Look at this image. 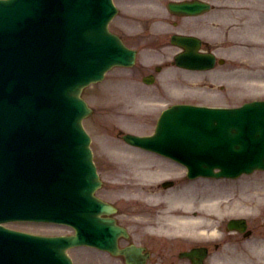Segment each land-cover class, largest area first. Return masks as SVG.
Instances as JSON below:
<instances>
[{
  "label": "rangeland",
  "instance_id": "1",
  "mask_svg": "<svg viewBox=\"0 0 264 264\" xmlns=\"http://www.w3.org/2000/svg\"><path fill=\"white\" fill-rule=\"evenodd\" d=\"M137 47L139 49L138 64H140L141 61L159 60L154 58L148 59L155 55L156 51L153 50V48H157L156 46ZM166 47L168 49V53L166 55H170L172 54L171 51L176 50V48L172 46ZM138 64L129 69H112L107 73L106 78L102 82L91 85L84 89L83 95L88 99V103L94 109L93 114L87 117L88 119L86 118L87 120L85 124L90 128L89 130L94 136V149L96 151L97 162L101 169L104 170L106 175L111 178V180L120 181L122 179L127 182L133 177L132 179L136 181V186L134 187L129 186L128 183L126 186L121 187L120 189H118V185H111L108 188L102 190L101 193L104 196L116 201V203L120 205V212L117 215L118 220L121 223L128 225L130 228H132V230H134V227L137 230L136 234L140 235L142 232L140 231L141 226H139V224H142L143 219H148L143 223H150L153 217L152 222L155 223L157 218L163 220V218L158 216L156 213L159 211L168 210L167 208L161 209L160 205H164L165 203L163 201L160 202V200H157L158 197H161V194L157 195L156 191L167 193L165 196L175 205L179 203L181 199L176 198L177 200H172V198L176 197L174 194L178 191L179 184L175 183L176 185L173 186V188H163L160 185L153 184V186H150V188L146 186L149 188V190L146 191L140 188L145 186L139 184L143 182L142 180H149L150 182H153V179L155 180V178L160 174L162 175L159 176V178L162 179V177L164 178L178 169H173L170 166H161L158 163H145L146 157L144 154L135 152L124 141H122L116 135L117 129L121 128L124 131L136 133L151 132L155 120L153 116L158 112L159 108L164 106L168 100L180 98L177 96H172L176 95L178 88L186 89L192 88L193 86L187 85L188 81L192 80V78L181 74L180 69L172 70V67L164 68L158 75L156 82L152 84H145L140 79L143 70L140 66H138ZM170 70L174 72V77L172 78L173 80L171 77L167 76V73ZM219 71H222V69L218 68V72ZM163 76L167 79V81L163 79ZM240 80L242 79H239V81L234 84L230 83L229 85H226L229 86L228 94H230V96H234V101L236 103L241 102L246 97H250L251 95L249 94H251L252 91L257 92L258 88L263 87L260 86L262 83H253L257 88H255L256 90H253L252 88L246 86L247 84H251L249 81L244 82L243 80V82L240 83ZM204 87H206L203 88L204 91L208 90L213 92L217 90L216 88L211 89L207 85ZM162 89L166 92L169 90L172 92L166 97H156L155 95H160L159 92ZM223 99L230 100L232 98L227 96ZM106 160L109 162L104 164ZM133 171H135L138 175L142 172L144 177L142 175L141 179L137 178ZM157 179L158 178H156V180ZM250 181H253V179H250ZM255 181L263 183V185L258 188V196H264V176H261V179L257 178ZM241 182L242 181L232 182V184L229 185L238 188V190L234 189V192L236 193L234 195V205H246L253 208L257 207L258 205L256 200H248V202H243L242 199H245L242 197L243 195H247L249 198H251V193H254V199L256 196L254 191L255 189L252 188L253 186L249 185L248 186L251 188L244 194V191H242L240 188V186L243 185ZM249 184L252 185L250 182ZM200 185L204 186L206 184L201 182ZM218 185H220V188H216V186H214V189L206 188L204 194L211 198L205 199L211 200V202H216L220 197L227 195L225 188L220 183H218ZM208 191L210 192L209 194H207ZM150 192L151 194H148ZM141 195L148 199L147 203L140 205L139 202L134 201V199H127L125 201L123 197L126 196L133 198L137 196L141 198ZM212 197H214V199H212ZM156 201H159L158 204H154ZM164 213H166V211ZM10 225L33 232L42 233H65L69 231V229L65 226L52 224L17 223ZM140 237L143 238L144 241L145 239H148L145 235H141ZM70 254L73 256L76 264H120L117 258H114L108 253L94 248L78 247L71 249Z\"/></svg>",
  "mask_w": 264,
  "mask_h": 264
},
{
  "label": "flooded vegetation",
  "instance_id": "2",
  "mask_svg": "<svg viewBox=\"0 0 264 264\" xmlns=\"http://www.w3.org/2000/svg\"><path fill=\"white\" fill-rule=\"evenodd\" d=\"M228 1L230 4L235 3L238 6L235 14L240 17L239 19H236V22L239 23L236 26L241 25V22L243 23V16L248 15L250 10L255 8V3L264 4V0ZM252 14L257 18L264 17V12H252ZM232 24L233 17L231 8H228L226 11L223 8H219L207 17L199 16L193 22V28L196 32L202 34V38L205 41L211 37L210 35H215L218 30L221 32V30L225 29V33H221L219 38H212L210 43L201 42L200 46H206V49L211 48L210 46H249L248 44L243 43L240 39L233 40L231 38L228 32L232 28ZM230 60L231 57L230 54H228V61ZM224 243V241L220 240L211 242L205 240L203 242H197L190 239L151 241V243L148 242L147 245L151 252L148 264H245V258L238 260V252H232L225 249ZM181 251L187 253L179 256V252ZM189 251H192L193 254ZM189 255H192L193 257H190Z\"/></svg>",
  "mask_w": 264,
  "mask_h": 264
},
{
  "label": "water",
  "instance_id": "3",
  "mask_svg": "<svg viewBox=\"0 0 264 264\" xmlns=\"http://www.w3.org/2000/svg\"><path fill=\"white\" fill-rule=\"evenodd\" d=\"M2 50L3 51L7 50L12 55L18 50V46H2ZM55 74H56V71H51V70L43 73L39 77L36 84L31 86L28 89V91H29L30 96L32 97V95H34V93L36 91H38L40 88H44L45 96L50 99L51 105L53 104V100L57 104L56 110L59 111L58 112L59 113V121H58L57 126H59L60 130H62L64 128H67L68 116L70 114L69 112H71V111L69 110V108L65 107V105H62L61 109H60V105L62 104V101H61L59 96H60V93L62 90V84L59 85L55 82V80H54V78L56 77ZM46 86H50L51 89H48ZM78 91H79V89L74 90L72 92V94L77 95ZM20 98L23 99V101H24L23 105H25V106L27 105L28 101H31V98L25 94H23L22 96L20 94ZM38 114L41 115L42 113H40L38 111ZM42 120H43V125L45 127L50 128V129L55 127L54 123H52L48 120H45V119H42ZM254 124H256V123H254ZM262 130H264V128ZM259 132H262V134L264 133V131H259ZM129 139L131 140L130 136H129ZM141 142H143V140H141ZM255 148L256 149L253 152V154H258V155L264 154V134H263L262 138L259 139V142H257V144L255 145ZM251 153H252V150H250V153L245 154L242 158L238 159L235 164L237 166H240V168L244 169V170H250L256 166H262L261 164H264V161H261L260 157H258V156H256L257 159H250L253 157V155ZM20 245L24 248L25 253H29L35 247L34 244L25 243L23 241L20 242ZM109 249L111 251H115V241L109 246ZM60 251H63V249H60Z\"/></svg>",
  "mask_w": 264,
  "mask_h": 264
},
{
  "label": "bare ground",
  "instance_id": "4",
  "mask_svg": "<svg viewBox=\"0 0 264 264\" xmlns=\"http://www.w3.org/2000/svg\"><path fill=\"white\" fill-rule=\"evenodd\" d=\"M152 158H154V157H152ZM152 158H150V159L154 161V159H152ZM161 164H162V163H161ZM163 164H165V163H163ZM191 221H193V222H195V223H198V222L202 223L204 220L194 218V219L191 220Z\"/></svg>",
  "mask_w": 264,
  "mask_h": 264
}]
</instances>
